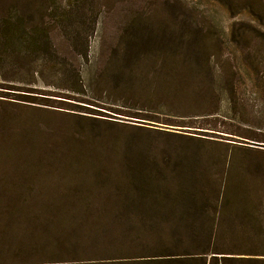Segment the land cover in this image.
Segmentation results:
<instances>
[{
  "label": "rangeland",
  "instance_id": "obj_1",
  "mask_svg": "<svg viewBox=\"0 0 264 264\" xmlns=\"http://www.w3.org/2000/svg\"><path fill=\"white\" fill-rule=\"evenodd\" d=\"M6 5L16 12L10 46L0 40V264L37 262L29 246L46 241L44 228L57 239L44 253L74 248L76 239L63 236L82 224L91 236L94 220L77 221L58 194L71 186L122 183L138 170L163 183L205 179L229 152L238 170L253 172L235 177L249 207L262 204L261 227L242 228L240 219L239 234L264 236V153L232 148L264 150L248 139L264 136V0H84L82 9L75 0H56L48 12L40 0H0V13ZM72 10V27L58 25V15ZM41 23L51 33V53L33 50ZM132 23L148 27L153 41L156 30L159 40L191 39L204 68L181 70L171 86L155 62L172 54L144 57L133 63L128 86L129 76L113 74L122 57L112 51ZM24 24L28 35L21 39ZM207 58L216 62L210 71ZM135 108L146 114L133 117ZM38 206L44 213L34 216Z\"/></svg>",
  "mask_w": 264,
  "mask_h": 264
},
{
  "label": "trees",
  "instance_id": "obj_2",
  "mask_svg": "<svg viewBox=\"0 0 264 264\" xmlns=\"http://www.w3.org/2000/svg\"><path fill=\"white\" fill-rule=\"evenodd\" d=\"M40 1L43 10L55 11L56 0ZM75 2V7L82 9L80 4L84 0ZM12 8L11 5H6L0 13V40L6 47L10 46L14 34L12 14L16 11ZM73 10L69 14L58 15V25L62 23L72 27L70 22ZM78 11H74L76 16ZM22 14L24 16L21 18L26 21L25 12L22 11ZM137 24L132 23L126 29L121 43L112 51L113 55L122 57L117 61L122 63L115 68L113 74L119 79L129 76L125 78L129 79L128 86L135 79L136 61L144 57L157 59L163 54H172L166 56L167 59L160 64L155 62L159 78L171 86H174L175 79L182 74L181 70L200 66L204 68V60L191 52L193 50L198 54L191 39L186 40L181 36L159 40L160 30H156V41H153L149 39V28ZM27 30L26 24L22 25L21 39L28 35ZM66 34L71 37V29ZM32 38L33 50L41 49L44 52L46 49V53H51V33L43 23L34 29ZM187 51L189 55L184 57ZM81 55L87 56L86 47ZM212 63L216 62L211 61V58L206 59L207 70H212ZM232 83L229 80L227 85L231 87ZM133 111L135 112L130 111V114L139 118L147 110L135 108ZM260 136L248 139L264 143V136ZM232 148L233 152L244 150L248 153H264L259 147L235 145ZM226 155L223 167L205 179L193 175V180L185 183H163L155 173L138 170L122 183L109 185L99 181L91 185H74L65 189L62 194L59 192V196L67 201V210L77 211L76 216H80L76 218L77 221L81 223L84 220H94V227L89 229L92 234L89 237L84 228L86 225L82 224L79 230L63 236L66 241L76 239L74 248L68 246L63 252L44 253L51 241L57 244V239L47 229H42L46 241H32L29 246V254L35 258L33 261H37L33 264H264V236H240L238 231L240 219H243L240 221L242 228L253 227L255 223L261 227L257 211L262 204L258 203L253 209L249 207L250 195L236 184L235 179L237 172H248L238 170L235 153L229 152L230 156ZM252 173H248L247 178ZM172 179L178 181L175 172L172 173ZM107 201L113 203L105 208ZM70 202L74 203L73 208L69 207ZM55 204L61 212L62 206ZM85 210L92 215L84 218L82 214ZM41 213L44 211L38 206L33 214L38 216ZM38 220L37 217L33 219ZM256 240L259 245L250 248Z\"/></svg>",
  "mask_w": 264,
  "mask_h": 264
}]
</instances>
